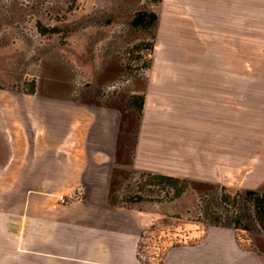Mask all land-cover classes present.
I'll use <instances>...</instances> for the list:
<instances>
[{
	"label": "rangeland",
	"instance_id": "374dc122",
	"mask_svg": "<svg viewBox=\"0 0 264 264\" xmlns=\"http://www.w3.org/2000/svg\"><path fill=\"white\" fill-rule=\"evenodd\" d=\"M175 4L190 8L189 0ZM168 6L167 0H0V91L39 89L116 110L117 139L106 201L139 211L144 223L137 241H119L116 226L107 219L79 217L86 213L81 206L100 201L90 187L62 196L57 188L45 192L46 186L20 187L15 185L19 179L0 177V264H237L239 252L232 246L251 247L253 243L245 242L249 237L264 245L261 232L224 224L241 205L236 192L247 189L223 190L186 179L188 185L175 197L182 182L133 167L143 76L153 47L170 41L159 31V15ZM247 6L245 120L261 124L264 149V0L257 1L256 8L253 2L247 1ZM209 10L206 18L212 21ZM139 11H154L156 25H134ZM148 19L144 16L143 21ZM227 20L235 21L234 28L225 29L236 32L225 34L224 40L230 72L237 73V19ZM175 41L188 42L189 34H177ZM232 85L237 89V83ZM231 118L237 120V114ZM236 120L231 121L232 140L239 137ZM244 132L248 144L258 130ZM91 142L96 146V137ZM52 201L70 215L64 225H59V210L47 218L42 207Z\"/></svg>",
	"mask_w": 264,
	"mask_h": 264
},
{
	"label": "crops",
	"instance_id": "0c3cea01",
	"mask_svg": "<svg viewBox=\"0 0 264 264\" xmlns=\"http://www.w3.org/2000/svg\"><path fill=\"white\" fill-rule=\"evenodd\" d=\"M177 1L167 0L169 9L159 15V31L168 34L170 41L153 47L144 72V101L133 167L264 193L261 124L245 120L244 58L246 18L250 13L247 1L256 8L261 0H189V9H178ZM207 8L211 9L212 21L206 18ZM163 17L169 21L162 24ZM228 18L237 19V73L230 72V56L225 49V34L236 32L225 29L235 27V21ZM187 33L188 42L175 41L177 34ZM231 83H237V89ZM231 114H237V120ZM235 120L239 137L232 140L231 121ZM247 128L258 130L248 144ZM117 129L118 113L111 108L39 89L0 91V177L19 179L15 185L20 187L27 183L43 185L45 192L57 188L62 196L90 187L100 201L81 206L86 213L79 217L88 220L98 215L116 226L119 241H137L144 224L140 212L106 201ZM92 137H96V146ZM56 205L59 203L46 202L42 208L47 218L59 210V225H64L70 215ZM245 242L253 244L231 247L239 252L237 264H264V245L259 246L255 237L245 238Z\"/></svg>",
	"mask_w": 264,
	"mask_h": 264
},
{
	"label": "trees",
	"instance_id": "16d2710c",
	"mask_svg": "<svg viewBox=\"0 0 264 264\" xmlns=\"http://www.w3.org/2000/svg\"><path fill=\"white\" fill-rule=\"evenodd\" d=\"M144 16H147L149 19L147 21H143ZM157 18V14L154 11H139L134 16L132 23L134 25H140L142 27H150L156 25ZM143 101L144 96L140 95L138 103L139 117L141 114ZM146 174L158 176L168 181L182 182L184 186L175 193V197L179 196L184 191V187L188 185V181L184 178H178L163 174ZM221 188L223 190L225 189V187ZM236 195L238 197H241V205L239 206V210H233L231 217L227 218V220L224 221V224L233 226L237 229L239 228L247 231L254 230L256 232H261L262 234H264V193L258 192L256 190L247 189L243 192H236ZM108 198H110L109 195Z\"/></svg>",
	"mask_w": 264,
	"mask_h": 264
}]
</instances>
